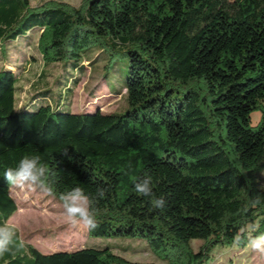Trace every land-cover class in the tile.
I'll list each match as a JSON object with an SVG mask.
<instances>
[{
	"label": "trees",
	"instance_id": "trees-1",
	"mask_svg": "<svg viewBox=\"0 0 264 264\" xmlns=\"http://www.w3.org/2000/svg\"><path fill=\"white\" fill-rule=\"evenodd\" d=\"M36 30L45 67L100 48L108 73L127 56V105L73 112V77L58 98L36 92L19 107L20 80L1 68L0 224L18 210L5 168L38 155L58 199L75 187L92 197L108 189L88 236L144 239L167 264H208L248 222L264 231V0H0V50ZM145 174L163 210L134 191ZM12 228L0 264H155L110 248L46 254Z\"/></svg>",
	"mask_w": 264,
	"mask_h": 264
},
{
	"label": "rangeland",
	"instance_id": "rangeland-1",
	"mask_svg": "<svg viewBox=\"0 0 264 264\" xmlns=\"http://www.w3.org/2000/svg\"><path fill=\"white\" fill-rule=\"evenodd\" d=\"M44 0H31L36 5ZM78 6L81 0H62ZM38 30L27 38L9 42L5 50H0V69L9 68L19 78V107L30 103L36 92L42 98L56 99L69 79L77 78L70 100L73 112L120 113L126 108L125 84L128 75L129 58L116 59L108 73L104 67L108 54L94 48L83 54L82 62L70 61L67 64H54L45 67L37 49ZM84 70H80V65ZM46 72L43 76L42 73ZM70 82L68 83V85ZM62 89V90H61ZM259 119L256 114L253 123ZM11 196L18 210L7 221L9 226L18 229L21 239L32 244L43 253L52 251H73L81 247L110 248L124 258L142 263L167 264L144 239L92 237L82 226L74 227L63 211L62 203L56 197L44 194L39 188L12 189ZM197 247L201 240L193 241ZM208 264H264V254L247 247L218 246L214 249Z\"/></svg>",
	"mask_w": 264,
	"mask_h": 264
},
{
	"label": "clouds",
	"instance_id": "clouds-1",
	"mask_svg": "<svg viewBox=\"0 0 264 264\" xmlns=\"http://www.w3.org/2000/svg\"><path fill=\"white\" fill-rule=\"evenodd\" d=\"M65 155L66 150H64ZM52 169L42 162L38 155L23 156L15 167H7L3 177L10 190L39 188L44 194L55 197ZM134 191L137 195L149 197L152 209L163 210L166 205L164 197H156L152 188V177L145 174L143 178H133ZM107 188H97L94 197L89 196L81 187L60 193L59 200L62 203L63 211L69 222L74 226H82L86 231H94L98 226V209L95 207L98 199L106 196ZM252 205L261 203L259 197L251 201ZM248 208L244 209L247 213ZM16 231L8 224H0V256L10 251L14 244ZM23 246V242H20ZM244 244L248 249L264 254V231H260L259 223L248 222L240 227L233 236L232 246L239 247Z\"/></svg>",
	"mask_w": 264,
	"mask_h": 264
},
{
	"label": "crops",
	"instance_id": "crops-1",
	"mask_svg": "<svg viewBox=\"0 0 264 264\" xmlns=\"http://www.w3.org/2000/svg\"><path fill=\"white\" fill-rule=\"evenodd\" d=\"M52 252H55V251H52ZM48 253H51V252H48Z\"/></svg>",
	"mask_w": 264,
	"mask_h": 264
}]
</instances>
